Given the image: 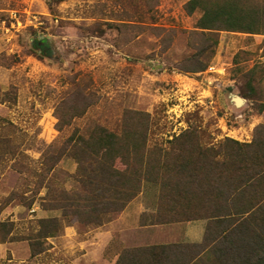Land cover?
I'll list each match as a JSON object with an SVG mask.
<instances>
[{"label":"rangeland","instance_id":"rangeland-1","mask_svg":"<svg viewBox=\"0 0 264 264\" xmlns=\"http://www.w3.org/2000/svg\"><path fill=\"white\" fill-rule=\"evenodd\" d=\"M188 1L0 0V264H109L122 252L109 224L118 216L101 226L63 219V189H79L78 163L64 153L76 132L148 128L161 163L173 162L168 141L187 129L208 146L253 140L264 123V34L221 31L212 49ZM160 187L145 183L132 204L133 214L150 210L142 222L154 220ZM43 218L60 220L57 235H36ZM99 228L113 230L108 247Z\"/></svg>","mask_w":264,"mask_h":264},{"label":"trees","instance_id":"trees-1","mask_svg":"<svg viewBox=\"0 0 264 264\" xmlns=\"http://www.w3.org/2000/svg\"><path fill=\"white\" fill-rule=\"evenodd\" d=\"M185 10L189 15L201 13L196 28L208 31L212 49L221 31L264 34V0H189ZM203 70L205 66H196L189 71ZM203 134L193 128L175 135L168 142L173 145L170 151L177 146L178 153L173 162L161 163L160 153L147 147L148 128L114 131L97 126L76 132L64 153L78 163L79 189H63V219L72 216L101 226L119 216L145 183L159 185L151 222L207 219L204 240L129 249L127 260L117 264H264V124L256 127L250 143L226 138L219 147L208 146L200 142ZM119 159L124 169L117 166ZM55 166V161L47 163L44 173ZM164 202L184 203L187 209L166 211ZM37 222L38 237L47 239L60 231L57 218Z\"/></svg>","mask_w":264,"mask_h":264},{"label":"crops","instance_id":"crops-1","mask_svg":"<svg viewBox=\"0 0 264 264\" xmlns=\"http://www.w3.org/2000/svg\"><path fill=\"white\" fill-rule=\"evenodd\" d=\"M137 200L138 197L130 202L115 220L109 223L113 225L115 230L121 233L120 239L122 241V252L111 258L112 260L109 261V264H117L121 258L124 259L126 251L129 249L173 243H201L204 240L208 224L207 219L168 224H154L151 221H147V219L142 222L141 217L150 210L144 204H140L139 211L134 214L131 213V206ZM156 210L157 207L153 210L151 208L152 214H155ZM130 216L132 221L129 222ZM101 230L99 228L97 235L100 237L108 236V242L105 245V247H108L113 236V230L111 228L106 232ZM130 230L134 231V233H132V237H127V233ZM97 243L100 245L101 241L99 240Z\"/></svg>","mask_w":264,"mask_h":264},{"label":"water","instance_id":"water-1","mask_svg":"<svg viewBox=\"0 0 264 264\" xmlns=\"http://www.w3.org/2000/svg\"><path fill=\"white\" fill-rule=\"evenodd\" d=\"M233 100H234L235 105L238 107L242 106L246 101L244 98L240 96H235Z\"/></svg>","mask_w":264,"mask_h":264}]
</instances>
